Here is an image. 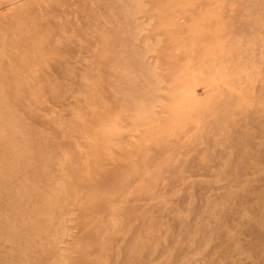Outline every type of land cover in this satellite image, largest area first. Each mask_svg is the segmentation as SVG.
Masks as SVG:
<instances>
[{
    "label": "rangeland",
    "instance_id": "374dc122",
    "mask_svg": "<svg viewBox=\"0 0 264 264\" xmlns=\"http://www.w3.org/2000/svg\"><path fill=\"white\" fill-rule=\"evenodd\" d=\"M0 264H264V0H0Z\"/></svg>",
    "mask_w": 264,
    "mask_h": 264
}]
</instances>
